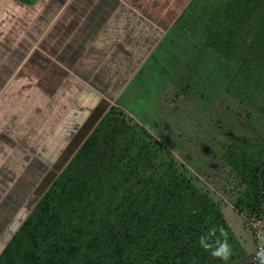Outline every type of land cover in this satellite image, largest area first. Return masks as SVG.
<instances>
[{"label":"crops","instance_id":"0c3cea01","mask_svg":"<svg viewBox=\"0 0 264 264\" xmlns=\"http://www.w3.org/2000/svg\"><path fill=\"white\" fill-rule=\"evenodd\" d=\"M192 1L0 0V248Z\"/></svg>","mask_w":264,"mask_h":264},{"label":"rangeland","instance_id":"374dc122","mask_svg":"<svg viewBox=\"0 0 264 264\" xmlns=\"http://www.w3.org/2000/svg\"><path fill=\"white\" fill-rule=\"evenodd\" d=\"M234 2L245 11V23L232 39L233 50L223 55L211 45L208 20ZM256 8L254 13L247 0H193L118 105L128 119L121 137L138 133L159 148L161 158L173 161L180 180H191L211 199L219 214L212 226H223L240 259L252 240L257 247L250 214L264 194V42L258 39L264 0ZM175 150L184 164L172 156ZM48 188L38 187L30 211ZM25 213L18 215L15 232ZM15 232L3 236L4 242ZM25 248L22 244V256Z\"/></svg>","mask_w":264,"mask_h":264},{"label":"trees","instance_id":"16d2710c","mask_svg":"<svg viewBox=\"0 0 264 264\" xmlns=\"http://www.w3.org/2000/svg\"><path fill=\"white\" fill-rule=\"evenodd\" d=\"M247 1L259 11L262 0ZM241 11L230 3L208 20L211 45L223 55L244 26ZM258 39L264 42V25ZM127 123L119 106L109 109L8 244L2 242L0 264H223L198 243L219 218L216 206L176 176L159 148L135 132L121 137ZM260 181L264 191V172ZM251 214L264 215V194ZM241 259L232 256L227 264Z\"/></svg>","mask_w":264,"mask_h":264},{"label":"clouds","instance_id":"9594fccd","mask_svg":"<svg viewBox=\"0 0 264 264\" xmlns=\"http://www.w3.org/2000/svg\"><path fill=\"white\" fill-rule=\"evenodd\" d=\"M172 156L179 164L185 163L177 150L172 152ZM189 171L194 170L189 168ZM256 235L261 241V246L255 251V264H264V232H258ZM198 243L205 252L209 253L214 259L222 261L223 264H227L233 256V247L229 243L228 233L223 226L213 225L209 227L206 232L198 237Z\"/></svg>","mask_w":264,"mask_h":264},{"label":"built area","instance_id":"2783aa9c","mask_svg":"<svg viewBox=\"0 0 264 264\" xmlns=\"http://www.w3.org/2000/svg\"><path fill=\"white\" fill-rule=\"evenodd\" d=\"M252 222H253V231H254V236H255V240L257 242V247L255 249V251L261 246V241L257 238V233L258 232H264V215L261 216H254L252 218ZM254 256L255 253L253 255V261L252 264H255V260H254Z\"/></svg>","mask_w":264,"mask_h":264}]
</instances>
